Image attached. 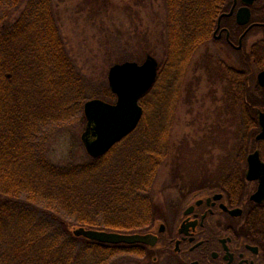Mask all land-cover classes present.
I'll list each match as a JSON object with an SVG mask.
<instances>
[{
  "label": "trees",
  "instance_id": "trees-1",
  "mask_svg": "<svg viewBox=\"0 0 264 264\" xmlns=\"http://www.w3.org/2000/svg\"><path fill=\"white\" fill-rule=\"evenodd\" d=\"M231 1L164 0L169 52L165 51L168 57L161 63L160 80L152 89L162 86L158 100H167V95L172 93L177 101L180 99L183 92L180 81L173 88L172 77L165 76V83L161 84L165 68L175 75L188 73L197 50L212 42V30L221 14L229 10ZM87 3L94 15L105 11H101L100 6L108 7L97 0ZM112 7L131 17L138 14L128 4ZM56 17L52 0H0V264H81L89 254L96 256L93 264H115L121 249L76 238L73 228L119 233L149 230L154 222L150 217L161 212L152 200L153 183L158 167L170 160L168 156L173 146L167 140L162 150L160 131L147 143L148 131L140 135L137 129L100 158L78 165L52 164L48 158V124H62L66 115H72L73 108L66 107L65 103L70 104L72 100L80 110L85 99L84 77L67 48ZM102 31L107 37L108 31L105 28ZM134 47L144 52L142 56L136 57L127 50L130 56L126 54L112 63L124 59L141 62L147 52V38L140 37ZM106 56L111 59V55ZM210 60L208 58L206 65H211ZM208 74L212 84L218 81L217 84L220 82L226 87L221 98H215L222 103L216 110L218 121L213 124L211 134H218L217 138H212L213 145L226 150L224 147L228 144L229 152L218 158L219 167L207 170L208 163L203 157L211 153L206 142L209 137L194 146L186 141L181 148L174 147L173 150L179 151L173 162L179 169L174 170L177 179L173 180L181 181L176 190L183 197L202 190L206 183L223 188L221 184L233 181L226 178L234 171L243 175L241 167L245 165V158L256 148L261 149L264 159V142L255 140L259 130L256 107L262 106L259 101L264 103V88L250 87L244 77L230 75L227 71L219 72L214 79ZM239 85L243 88L239 89ZM102 88L104 91L96 97L107 101L116 99L108 82ZM149 99L142 97L144 111ZM82 117L81 120L85 119ZM157 126L153 128L157 130ZM132 138L140 142L127 156L132 159L129 169L109 167L111 155L115 151L119 153ZM196 148L203 149L204 154L194 157L196 162L190 168L181 160ZM184 166L196 169L195 179L189 176L191 170L186 173ZM108 167V173L99 178L95 190L91 191L87 179L95 178ZM91 207L93 214L89 212ZM65 211L67 215L63 216ZM120 212L138 214L140 225H133L129 216L126 222L120 221L117 216ZM98 215L104 219H98ZM72 216L75 218L70 219ZM122 222L129 223L128 227L122 226ZM133 251L136 250L129 252L133 254Z\"/></svg>",
  "mask_w": 264,
  "mask_h": 264
},
{
  "label": "rangeland",
  "instance_id": "rangeland-1",
  "mask_svg": "<svg viewBox=\"0 0 264 264\" xmlns=\"http://www.w3.org/2000/svg\"><path fill=\"white\" fill-rule=\"evenodd\" d=\"M52 1L58 16L56 18L58 20V24L60 25L59 28H61L67 48L84 77L85 88L83 97L85 99H83V107L80 110L77 109L76 103L72 102V100H70V104L65 103L66 107L70 106V108H73L72 115H66L63 119L65 122L62 124H56L54 122L48 124L50 126L46 132V138H48L47 143L49 145L48 158L51 162H53L52 164L57 166L69 163L78 165L86 163L87 160L92 158L88 155L82 140V135L85 131L84 129H86L87 126V120L84 115V104L92 99L104 100L103 98L96 97V94L104 91L102 87H104V84L108 82V74L111 66L130 61L124 59L120 62L112 63L114 60H118L122 56L124 57L126 54H129V51H131V55L136 57L140 55L142 56V53L144 52H142V50L139 52L137 51L138 49H135L134 47L137 46V41L140 37L147 38V47L145 48L147 52H145V56L141 62H130H138L141 65V63H143L146 58L151 55L158 61L160 68L161 63H164L168 57V54H165V51L169 52V49L167 50L166 47V42L168 43L165 32L166 12L164 0H97L99 4H106L108 7L105 6V8H102V6H100L101 11H105L96 15L93 14L92 9L89 8V4L87 3L93 0ZM111 4L114 6H126L128 4V6L134 7L135 10L138 11V14L137 16L131 17L130 14L127 15L124 12H120V10H113L114 8ZM128 11L129 10H127V13ZM104 28L108 31L107 37H105V34L102 31ZM119 30L123 33H119ZM125 49L126 53L124 52ZM127 50H129L128 53ZM213 50L214 47L212 44H205L201 46L200 49L197 50L192 63H190L188 73L179 72V74L175 75L173 73L171 74L170 70L166 69L167 67H164V77L162 76L163 79L161 84L165 81V76L167 79L168 77H172L173 88L177 86L176 84L178 81L182 83L183 88H181L183 92L178 101L175 99V95H173V93L167 95L169 99H165L166 101L163 100L161 102L162 98L158 100L159 89L162 88V86L156 90H151V93H148L149 95H144V97L146 96V99H150L148 102V108L144 111L143 118L137 127L138 131H140V135L145 133V130H147L149 134L146 136L145 140L147 143H150L154 140V133H156V131L157 133L160 131L162 134L161 137H163L161 143L163 148L162 150H164L166 144L168 143L167 140H169V145L171 142V145L173 146L170 156H168L170 157V160L167 159L166 163H164L162 167H158L159 169L153 183L154 189L152 192L153 202L159 206L164 218L166 220L169 219L171 222L174 221V210L177 209L181 200V195L176 190V187L181 186V181L179 179L177 182L173 180L177 179V176L174 174L178 171L177 169H179V165L175 166L173 161L174 159H177L178 153L176 152L179 150H173V148H181L182 143H185L186 145V141L191 143V146H194L195 143H204L205 138L209 137L206 142H208L207 144L210 146L209 150L211 153L207 155L205 154L203 157L204 161L208 163L206 166L208 167L207 170H214L219 167L217 165L218 158L221 154H228L229 152L228 144H225L224 148H227L226 150L220 149L218 145L214 146L212 138H217L218 134H216L217 132H214L215 135L211 134L213 124L218 121V112H216V110L218 107H221L222 103L219 101L220 99L215 98H221L223 93V89L221 90L219 86H217L218 91H216V87L212 85L211 78L208 76L209 74L205 71V69H215L212 58H210L211 65H206ZM130 54L128 56H130ZM106 55H111L112 60L110 58L107 59ZM159 68L157 81L160 80L161 75ZM253 79L254 81L249 84L250 87L257 85V81L255 80L256 76H254ZM104 101L113 104L116 102V99ZM140 104L143 106L142 102H140ZM260 104L263 103H260L259 101V105ZM162 113L163 116L160 117ZM169 115L172 117V125L168 124L170 119ZM82 116H84L85 119L81 120L83 118ZM146 124L147 126L144 127ZM156 126L157 130L153 128ZM139 142V139L132 138L122 147L124 150L121 151V148L119 153L115 151L113 155H111V159H109V167H114L120 170L123 169V171L124 169L127 170V168L130 167L128 164L129 160H132L130 159L131 157L127 156ZM193 152L198 154L191 155ZM193 152L189 151L190 155L186 156L183 159L184 161L181 160V162H186V166H189L190 168H193L192 165L196 162L194 157H199V155L203 156L204 154L203 149L197 150L196 148ZM211 157H213L214 160H210ZM212 162L215 163L213 164ZM109 167L106 170L104 168V172L96 174L97 176H95V178L92 177V179H87L88 181L86 183L89 184L91 191L95 190V183L98 182L99 178L108 173ZM174 170L177 171L174 172ZM190 170L191 169L185 167L186 173ZM195 170L196 169H192L189 174V176H192L194 179L196 178V174L194 173ZM89 212L93 214L94 208H89ZM66 215L67 211H65L63 216ZM98 216V219H104L103 216ZM117 216H119L120 221L125 222L127 221L126 217L128 218L129 216L130 219H132L130 221L133 225H140L137 218L139 215L136 213L124 214L120 212ZM74 218V216L70 217V219ZM122 224V226L128 227L127 224L129 223L122 222ZM75 229L76 228H73V230ZM129 257L130 258L118 256L114 263L150 264L149 261L139 263L138 260H136L138 257ZM95 261L96 256L89 254L85 257L81 264H93Z\"/></svg>",
  "mask_w": 264,
  "mask_h": 264
},
{
  "label": "flooded vegetation",
  "instance_id": "flooded-vegetation-1",
  "mask_svg": "<svg viewBox=\"0 0 264 264\" xmlns=\"http://www.w3.org/2000/svg\"><path fill=\"white\" fill-rule=\"evenodd\" d=\"M245 9L250 11L248 23L243 19ZM212 31L210 44L214 52L209 58L215 69L208 73L213 79L219 72L227 71L230 75L244 77L248 84L256 76L260 87L258 75L264 70V0H254L252 5L244 0H232L229 10L221 14ZM217 83L212 84L216 91L217 86L225 91V84ZM261 105L256 107L259 130L255 140L258 142H264L257 140L261 131L259 111L264 112V103ZM168 124L172 125L171 116ZM256 150L260 151L264 162L261 149L252 152ZM252 152L247 154L245 165L241 167L243 175L235 171L227 175L226 179L233 181L221 184L223 188L206 183L202 190L181 196L179 208L174 210V221L166 220L159 212L150 217L154 222L149 230L122 233L151 234L157 240L150 247L141 243L118 244L122 250L119 256H135L139 263L149 261L150 264H264V201L252 199L259 181L247 179V160ZM130 250L136 251L131 254Z\"/></svg>",
  "mask_w": 264,
  "mask_h": 264
},
{
  "label": "water",
  "instance_id": "water-1",
  "mask_svg": "<svg viewBox=\"0 0 264 264\" xmlns=\"http://www.w3.org/2000/svg\"><path fill=\"white\" fill-rule=\"evenodd\" d=\"M252 5L254 0H244ZM244 23L250 18L249 9L243 10ZM158 62L149 55L146 60L138 62H123L111 66L108 74L109 87L116 96L115 103H108L101 99H92L84 104V115L87 120L86 129L82 135L85 149L93 159L100 158L131 135L139 126L144 110L140 100L154 87L158 78ZM258 82L264 87V70L258 75ZM261 126L257 140H264V112L259 113ZM247 179L259 181V188L252 196L257 202L264 201V162L260 158V151L256 150L248 155ZM76 238L106 245H133L137 243L154 246V235L122 234L77 227L73 230Z\"/></svg>",
  "mask_w": 264,
  "mask_h": 264
}]
</instances>
